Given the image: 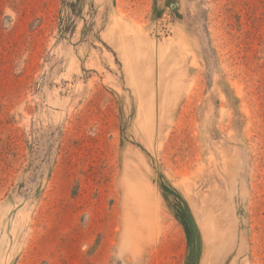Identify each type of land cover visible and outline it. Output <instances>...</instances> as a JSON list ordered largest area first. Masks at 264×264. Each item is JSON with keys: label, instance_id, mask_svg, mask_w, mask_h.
I'll return each instance as SVG.
<instances>
[{"label": "rangeland", "instance_id": "1", "mask_svg": "<svg viewBox=\"0 0 264 264\" xmlns=\"http://www.w3.org/2000/svg\"><path fill=\"white\" fill-rule=\"evenodd\" d=\"M0 264H264V0H0Z\"/></svg>", "mask_w": 264, "mask_h": 264}, {"label": "trees", "instance_id": "2", "mask_svg": "<svg viewBox=\"0 0 264 264\" xmlns=\"http://www.w3.org/2000/svg\"><path fill=\"white\" fill-rule=\"evenodd\" d=\"M184 225L189 237V245H190V259L196 254V245L194 243V230L195 227L193 225V221L191 219H188L186 216L184 217Z\"/></svg>", "mask_w": 264, "mask_h": 264}]
</instances>
